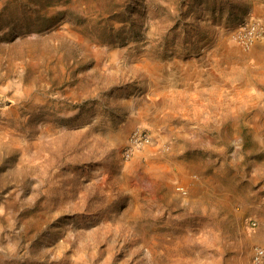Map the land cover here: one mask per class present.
<instances>
[{
	"label": "rangeland",
	"instance_id": "obj_1",
	"mask_svg": "<svg viewBox=\"0 0 264 264\" xmlns=\"http://www.w3.org/2000/svg\"><path fill=\"white\" fill-rule=\"evenodd\" d=\"M253 19L264 0H0V264H253Z\"/></svg>",
	"mask_w": 264,
	"mask_h": 264
},
{
	"label": "built area",
	"instance_id": "obj_2",
	"mask_svg": "<svg viewBox=\"0 0 264 264\" xmlns=\"http://www.w3.org/2000/svg\"><path fill=\"white\" fill-rule=\"evenodd\" d=\"M264 30L261 24L257 20H249L244 22L235 35V40L243 47L249 49L263 36ZM151 141L149 133L142 129L136 128L132 131L126 146L123 149V157L128 159L136 150L146 146ZM255 222L251 223L254 227ZM253 264H264V246L257 245L253 249L252 253Z\"/></svg>",
	"mask_w": 264,
	"mask_h": 264
}]
</instances>
